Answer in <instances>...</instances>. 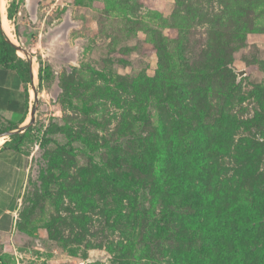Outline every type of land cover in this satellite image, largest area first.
Listing matches in <instances>:
<instances>
[{"label": "rangeland", "instance_id": "374dc122", "mask_svg": "<svg viewBox=\"0 0 264 264\" xmlns=\"http://www.w3.org/2000/svg\"><path fill=\"white\" fill-rule=\"evenodd\" d=\"M5 1L53 70L0 157V264H263L264 0Z\"/></svg>", "mask_w": 264, "mask_h": 264}, {"label": "trees", "instance_id": "16d2710c", "mask_svg": "<svg viewBox=\"0 0 264 264\" xmlns=\"http://www.w3.org/2000/svg\"><path fill=\"white\" fill-rule=\"evenodd\" d=\"M14 6V7H13ZM16 7L14 3L9 7L8 11V17L9 19H14L15 13H16ZM17 25V24H16ZM17 47L6 38V35L0 25V72H3L4 74L12 73V75L16 76L18 81H22L27 83H32V75H31V68H30V61L27 58H24L20 56L18 53ZM52 69V67H51ZM50 69L49 64H45L42 61L40 62V67H39V80L40 82H44L50 78H52L51 72L52 70ZM49 70V71H48ZM51 71V72H50ZM48 77V78H47ZM42 85V84H41ZM15 125H7V126H0V133H6L7 131H12L15 129H18L19 127ZM33 126V123H30L28 126H26L23 130H19L17 132H13L10 135V139L7 140L4 143L3 149H10L14 150L17 153L20 154H26V150L24 148V140H25V134L28 130H30ZM49 141H53V139L47 138L43 139L40 143V145H44ZM109 179L111 181V184L114 186V188H117L118 186H123L124 181H122L119 176H116L113 173H109ZM256 193H252L251 197H241L240 200L237 202L239 206L247 207L248 209V214L252 218H257L254 212V205H255V200L253 199V196H256ZM11 200V195L9 194L8 196L5 197L4 200L1 201L0 205V223L4 222L7 220V215L5 213V210ZM229 208H226L223 210V214L225 216H228L230 211H233V209L228 210ZM215 218V216H213ZM149 219H152V215L146 213L145 214V221H149ZM148 223H145V231H143V235L145 238L147 237L148 234ZM2 227V226H1ZM3 228V227H2ZM234 231L236 233H241V229L234 224ZM264 264V263H263Z\"/></svg>", "mask_w": 264, "mask_h": 264}, {"label": "crops", "instance_id": "0c3cea01", "mask_svg": "<svg viewBox=\"0 0 264 264\" xmlns=\"http://www.w3.org/2000/svg\"><path fill=\"white\" fill-rule=\"evenodd\" d=\"M31 75L33 76L32 83L26 84L22 81L19 82L17 77L12 75V73L4 74L3 72H0V126L4 127L10 124H17L16 126L21 127L28 123L30 111L33 107L31 87L34 86L39 74L37 73L35 75L32 70ZM6 135L7 134L5 133H0V157L7 155L11 160H9L10 163L20 166L19 163L24 155L17 153L14 150L3 149L4 143L10 138V135ZM25 162L26 165H28L27 163L29 162L27 160ZM20 170H22V168ZM5 193L7 194L8 192L6 191ZM10 195L12 197V193H10ZM8 208L9 205L5 210L7 215L9 214L7 213L9 210ZM6 225V220L0 223V226L3 228H5Z\"/></svg>", "mask_w": 264, "mask_h": 264}, {"label": "water", "instance_id": "95a60500", "mask_svg": "<svg viewBox=\"0 0 264 264\" xmlns=\"http://www.w3.org/2000/svg\"><path fill=\"white\" fill-rule=\"evenodd\" d=\"M0 25H1L3 31H4V33H5V35H6V38H7L9 41H11V42L17 47V50H20V51L24 52V53L26 54V56L29 57L30 68H31V73H32V70H33V57H32L31 55H29V52H28V50H27L25 47H23V46H21V45H18V44H16V43H14V42L10 39V37H9V36L7 35V33L5 32V29L3 28V25H2V23H1V18H0ZM32 78H33V76H32ZM33 88L35 89V84H34ZM35 98H36V101H37V99H38V92H37V91H35ZM35 110H36V107H35V104H34L33 107H32V109H31V117H32V121L35 119ZM32 121H30V122H28V123L22 125V126L19 127L18 129H15V130H12V131H7L5 134H7V135H11L13 132H17V131H19V130H23L26 126H28L30 123H32Z\"/></svg>", "mask_w": 264, "mask_h": 264}, {"label": "bare ground", "instance_id": "6f19581e", "mask_svg": "<svg viewBox=\"0 0 264 264\" xmlns=\"http://www.w3.org/2000/svg\"><path fill=\"white\" fill-rule=\"evenodd\" d=\"M0 18H1V23L3 25V28L5 29V32L13 40L11 23H10V21L6 15V1L5 0H0ZM36 64L37 63L35 61H33V72L35 75L37 74Z\"/></svg>", "mask_w": 264, "mask_h": 264}]
</instances>
